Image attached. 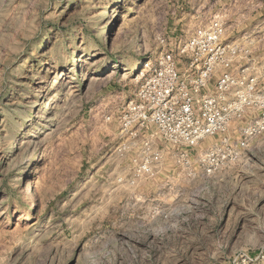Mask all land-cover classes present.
I'll return each instance as SVG.
<instances>
[{"label":"rangeland","instance_id":"rangeland-1","mask_svg":"<svg viewBox=\"0 0 264 264\" xmlns=\"http://www.w3.org/2000/svg\"><path fill=\"white\" fill-rule=\"evenodd\" d=\"M116 1L0 0V264H264V135L237 155L235 123L132 183L104 114L158 36L216 17L254 34L264 88V0Z\"/></svg>","mask_w":264,"mask_h":264},{"label":"built area","instance_id":"built-area-1","mask_svg":"<svg viewBox=\"0 0 264 264\" xmlns=\"http://www.w3.org/2000/svg\"><path fill=\"white\" fill-rule=\"evenodd\" d=\"M181 32L158 36L130 84L104 97L112 101L104 114L107 123H117L118 153L133 154L132 183L152 176L169 156L188 164L208 138L223 137L206 157L218 154L235 123L247 120L239 128L237 155L264 135V88L247 56L254 34L228 37L223 17Z\"/></svg>","mask_w":264,"mask_h":264},{"label":"bare ground","instance_id":"bare-ground-1","mask_svg":"<svg viewBox=\"0 0 264 264\" xmlns=\"http://www.w3.org/2000/svg\"><path fill=\"white\" fill-rule=\"evenodd\" d=\"M111 11H113V16L114 17H115V15H117L119 13V11H120V2H119V0L116 1L115 7H113L111 9ZM63 78H64V73L62 71L58 72L57 74H55L54 79L51 81V89H56V88L60 87L62 85ZM85 78L86 77L84 76L83 79H85ZM60 94H61L60 92L54 93V95L52 94L53 98L51 100L58 98V96ZM32 188H33L32 187V183L29 180L27 182V184H25V192H26L27 195H29V196L32 195V193H33Z\"/></svg>","mask_w":264,"mask_h":264}]
</instances>
